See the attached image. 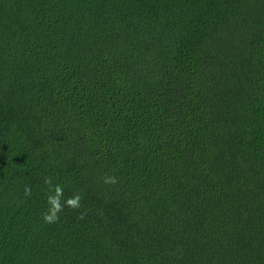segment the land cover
Here are the masks:
<instances>
[{
  "label": "trees",
  "instance_id": "1",
  "mask_svg": "<svg viewBox=\"0 0 264 264\" xmlns=\"http://www.w3.org/2000/svg\"><path fill=\"white\" fill-rule=\"evenodd\" d=\"M0 264H264V0H0Z\"/></svg>",
  "mask_w": 264,
  "mask_h": 264
},
{
  "label": "clouds",
  "instance_id": "2",
  "mask_svg": "<svg viewBox=\"0 0 264 264\" xmlns=\"http://www.w3.org/2000/svg\"><path fill=\"white\" fill-rule=\"evenodd\" d=\"M45 183L50 184L51 180L50 179H46ZM105 183H109V184H115L116 183V179L115 177H107L105 179ZM57 196L55 198L50 197V202H52L54 204L55 207V212H59L61 210L60 206H59V194H62V189L57 188ZM79 201H80V197L79 196H75L69 200L66 201L67 205L71 206V207H78L79 206ZM55 212H53L52 214H46L44 216V220L45 222H54L56 219H58V217L55 215Z\"/></svg>",
  "mask_w": 264,
  "mask_h": 264
}]
</instances>
